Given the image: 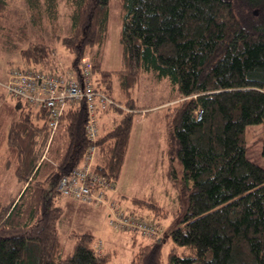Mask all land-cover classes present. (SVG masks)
<instances>
[{"label":"trees","instance_id":"16d2710c","mask_svg":"<svg viewBox=\"0 0 264 264\" xmlns=\"http://www.w3.org/2000/svg\"><path fill=\"white\" fill-rule=\"evenodd\" d=\"M11 1L0 0L6 45L20 50L34 67L58 69L61 62L63 73L56 48L45 38L47 23L57 34L58 0H25L34 28L23 19L13 24ZM67 1L72 26L61 42L72 56L69 68L79 78L81 63L89 58L96 90L113 100L100 117L110 111L118 117L96 141L102 176L114 184L120 178L142 108L132 95L142 73L168 77L180 98L165 112L167 176L181 205L175 213L178 223L162 238L133 240L138 247L131 264H264V167L248 157L246 139L248 125L264 122V0H119L118 71L103 69L92 53L108 37L111 0ZM114 77L121 99L113 95ZM8 96L12 102L0 106V151L5 145L6 164L21 189L7 202L0 197V264H109L111 252L95 248L91 229L71 230L74 243L64 255L59 228L65 212L59 180L82 163L92 144L85 101L62 115L54 138L61 152L42 174L48 113ZM131 201L159 219L168 217L154 197ZM167 238L173 245L164 257Z\"/></svg>","mask_w":264,"mask_h":264},{"label":"rangeland","instance_id":"374dc122","mask_svg":"<svg viewBox=\"0 0 264 264\" xmlns=\"http://www.w3.org/2000/svg\"><path fill=\"white\" fill-rule=\"evenodd\" d=\"M9 8L13 24H18L19 20L23 19L28 22L30 28H34L30 22V13L27 10L25 0H13L10 2ZM71 14L72 7L68 4V1L58 0V17L54 20V24L57 25L58 29L57 34L52 35L51 25L48 23L45 32L47 43L56 48V60L62 61L65 68L70 67L69 63L72 56L62 45L61 37L71 31ZM121 26L120 2L119 0H111L108 37L101 46H96L92 50L103 69L118 71L122 68ZM35 41L36 39L32 35L31 42ZM28 44L25 43L22 47L26 48ZM14 65L33 66L26 61L20 50H11L6 45L5 37L0 34V96L2 95L0 106L4 101L12 102V99L8 96L9 94H7L5 84L10 68ZM113 95L118 99L122 98L117 77L113 79ZM132 95L136 99L137 105L142 108L136 113L127 159L120 178L116 184L113 183L115 188L108 194L112 202L106 200L104 203H86L64 195L61 197L60 201L65 208V212L59 221V228L62 233L64 255L72 249L74 243L69 238L71 230L84 231L91 229L96 234L95 248L102 252H111L112 259L109 264H131V258L138 247L133 246V240L144 243L152 239L143 237L137 230H123L113 226L109 221L112 210L109 206L111 204H117L119 208H124L130 212H141L144 217L156 218L161 230L160 238L163 237L165 231L178 223L175 213L181 208V205L177 197V190L167 176L169 154L165 112L168 106H173L180 100L179 95L168 77L159 78L154 71H144L142 73ZM117 118L114 112L111 111L108 113V117H100V133H105L111 129ZM8 126L6 124L4 131L7 130ZM56 134L51 138L49 133L48 142L51 138V148L49 151V148L47 150L46 147L47 155L45 154L44 157L42 174L48 171L49 165L55 163L56 157L61 152L60 141H54ZM263 135L264 122L246 127L247 155L251 160L264 167V155L261 153ZM6 156V147L3 145L0 151V197L4 202L9 201L21 189V184L14 176L12 166L9 167L6 164ZM96 157H99V162L100 154L97 153ZM177 166L182 171V165L177 163ZM132 197L156 198L167 210L168 217L159 219L149 210L137 209L132 204ZM186 207L187 203L185 202L180 213ZM172 245L171 239L167 238L164 244V257L167 256Z\"/></svg>","mask_w":264,"mask_h":264},{"label":"built area","instance_id":"2783aa9c","mask_svg":"<svg viewBox=\"0 0 264 264\" xmlns=\"http://www.w3.org/2000/svg\"><path fill=\"white\" fill-rule=\"evenodd\" d=\"M60 66L61 62L58 69L14 65L10 68L5 84L7 94L21 98L35 108H44L48 113L51 138L57 132L61 117L67 109L85 101L88 113L86 132L92 144L83 162L60 178L58 189L65 196L77 201L112 202L108 194L115 187L107 177L97 171L96 141L100 136L99 113L107 110L113 100L103 91L96 90L93 66L89 58L83 59L79 78L75 76L74 68L63 67L65 71L62 73ZM50 141L47 143V150ZM109 208L112 209L109 221L113 226L123 230H137L143 237L152 240L160 238L161 230L156 218L144 217L141 212L127 211L119 208L117 204H111Z\"/></svg>","mask_w":264,"mask_h":264},{"label":"crops","instance_id":"0c3cea01","mask_svg":"<svg viewBox=\"0 0 264 264\" xmlns=\"http://www.w3.org/2000/svg\"><path fill=\"white\" fill-rule=\"evenodd\" d=\"M103 117H108V114L103 115ZM126 159H127V156H126Z\"/></svg>","mask_w":264,"mask_h":264},{"label":"water","instance_id":"95a60500","mask_svg":"<svg viewBox=\"0 0 264 264\" xmlns=\"http://www.w3.org/2000/svg\"><path fill=\"white\" fill-rule=\"evenodd\" d=\"M255 13H257V10H255ZM200 114H201V112H200Z\"/></svg>","mask_w":264,"mask_h":264},{"label":"bare ground","instance_id":"6f19581e","mask_svg":"<svg viewBox=\"0 0 264 264\" xmlns=\"http://www.w3.org/2000/svg\"><path fill=\"white\" fill-rule=\"evenodd\" d=\"M79 74V73H78ZM98 90V89H97Z\"/></svg>","mask_w":264,"mask_h":264}]
</instances>
